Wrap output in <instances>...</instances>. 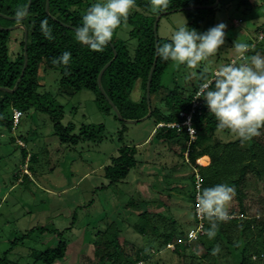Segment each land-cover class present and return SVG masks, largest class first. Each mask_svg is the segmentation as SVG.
<instances>
[{
	"label": "trees",
	"instance_id": "1",
	"mask_svg": "<svg viewBox=\"0 0 264 264\" xmlns=\"http://www.w3.org/2000/svg\"><path fill=\"white\" fill-rule=\"evenodd\" d=\"M223 1L220 0L215 8H196L212 6L216 0H170L166 10L154 12L149 0H135V7L130 11L126 23L122 22L114 31L113 39L103 51L96 52L75 39V30L82 26V16L91 6L90 3L85 8L84 0H49L47 12V0H31L27 18L18 22L15 19L16 11L20 8L26 9L29 0H0V88L14 90L13 92L0 90V130L12 132L20 126L21 123L16 129L13 127V109L20 110L23 116L34 110L49 116L55 134L62 144L75 146L80 142L103 140L105 133L103 124L82 125L78 132H75V125L70 123L65 126L62 123L63 106L51 93L41 90L44 87L38 82L41 67L45 72L52 70L59 74L61 90L66 94H76L82 90L92 92L99 109L107 114H115V118L122 123L126 122L125 120L143 119L150 111L146 88L156 58V45L159 47L163 43L170 42V39L160 38L158 35L156 44L154 32L156 17L163 12L172 13L174 10L191 8L189 10H193L194 13L191 14L192 18L189 21L190 29L198 30L210 16H214ZM248 3L246 1L244 5ZM45 21L47 27L51 29L52 39H48L43 33L42 23ZM159 22L160 20L158 29ZM16 24H23L26 27L27 42L25 43L23 37L20 43L21 51L11 59L8 44L11 30L8 28ZM125 25L130 27V39L136 42L133 49L130 48L128 40L118 35L119 30ZM248 44L251 42L248 41ZM25 46L28 63L23 73ZM65 51L71 53L69 64L67 66L53 64V59L59 58ZM257 51L264 53L263 43L253 48L249 47L246 55L250 59ZM108 63L110 65L101 77V85L106 97L99 87L98 78ZM172 63L173 61H164L157 55L150 84L152 111L150 118L154 119L155 127L160 123H182L180 112L191 111L194 96L201 83L205 78L210 79L213 74L208 72L184 87L174 78L171 88H168L171 83L164 84L163 78ZM139 81L142 83L144 96L141 102L137 103L131 100V95ZM162 89H169V93L164 96L163 108H160L152 104V99ZM110 101L118 109L123 120L118 119ZM217 124L216 117L208 111L203 99L202 105L192 116V126L197 131L194 140L190 139L185 126L180 128L164 126L157 129L152 136L156 143H171L175 140L181 144L185 142L180 149V157L198 169V176L195 173L191 176L192 189L189 192L193 209V227L188 229L182 227L178 231L180 222L168 213L167 204L161 203L166 213L163 211L153 215L145 210L133 219L134 233L143 241V247L138 250L135 258L124 251L123 243L124 240L127 242V239L121 237L122 228L114 221L104 230L98 231L92 242L97 262L159 264L164 259H169L170 262L179 261V264H195L199 260L198 255L190 254L188 250L192 243H196L205 254V258L225 260L233 257L237 264H264V199H261V208L254 215L250 214L245 204L247 177L255 173L258 178L264 179V141H257L255 137L242 141L236 133L228 129H218ZM19 147L22 149L23 164L36 162V153L30 152L26 147ZM139 152V148L135 145H123L118 148L117 154L112 155L111 162L104 167V178L108 184L100 188L107 189L124 182L130 172L138 166ZM205 155L211 158V163L206 167L198 165L197 161L201 165L207 164L208 157ZM30 170L33 171L31 167ZM19 177V173L14 175L16 179ZM197 177L200 182L199 190L221 183L233 187L238 209L227 210L230 219L218 222L214 238L210 239L206 234L211 225L204 217V233L197 240L183 242L188 237L189 231L195 229L199 223L196 211V197L199 191ZM130 205H134L133 200L130 201ZM54 232L58 238L64 235V231L54 230ZM23 236L22 239H26L28 235ZM16 243L15 241L14 244ZM169 244L174 245L173 250L167 248ZM217 245L219 251L214 253L213 249ZM67 249V242L61 239L53 248L34 251V263L55 264L65 258ZM167 252L168 256H166ZM0 264L22 263L17 259H10L5 253L0 256ZM225 264L229 263L225 262Z\"/></svg>",
	"mask_w": 264,
	"mask_h": 264
},
{
	"label": "rangeland",
	"instance_id": "2",
	"mask_svg": "<svg viewBox=\"0 0 264 264\" xmlns=\"http://www.w3.org/2000/svg\"><path fill=\"white\" fill-rule=\"evenodd\" d=\"M84 1L85 8L88 3L105 2ZM246 1L249 3L244 5ZM158 10L153 7L154 12ZM193 13L188 9L162 16L157 34L160 38L171 40L179 28L186 25L190 29L189 21ZM220 23L227 26L224 45L196 68L173 62L163 78L164 84L171 83L168 88H171L174 78L184 87L208 72L214 73L233 59L237 65L244 62L239 59L241 54L233 48L235 41L246 44L250 41V48L264 44V0H224L214 16H210L196 31L203 33ZM129 31L130 27L125 25L118 35L128 40L133 49L136 42L130 39ZM24 35L25 30L20 26L11 30L8 43L11 59L21 51L20 43ZM246 59L250 62L247 55ZM59 78L57 72H45L41 67L38 82L44 85L42 91L51 93L63 106L62 123L65 126L70 123L75 125V132L82 125L103 124L104 137L98 142H80L75 146L62 144L49 116L34 110L24 114L15 131L0 130V256L7 253L10 259H17L22 264H35L34 251L53 248L63 239L68 249L65 258L55 264H101L94 257L92 242L98 231L116 221L122 228L121 237L127 239V242L123 239L124 251L135 258L143 247V241L134 233L133 219L145 210L153 215L163 212L161 203H166L168 213L180 222L178 231L182 227H193L189 192L192 189L191 176L194 173L198 176L199 172L180 157V149L185 142L156 143L152 139L156 128L153 118L122 123L115 118V114H107L99 109L92 92L82 90L76 94H66L61 90ZM168 93L169 89L160 90L153 97L152 104L163 108V98ZM143 96L144 89L139 81L131 100L138 103ZM259 131L260 135L255 139L263 142L264 127ZM123 145L139 148L138 166L124 182L101 189L102 185L108 184L104 178V167ZM19 146L36 153V162L23 164ZM17 173L20 181L14 178ZM24 174L30 176L25 177ZM245 189V204L250 214L254 215L261 208V199H264V179L251 173L245 181ZM131 200L133 206L130 205ZM226 208L238 209L234 196ZM54 230L64 231L62 238H58ZM23 235L28 236L22 239ZM200 249L196 243L189 246L188 253L198 255L199 260L195 264H237L233 257L225 260L205 258ZM159 264H179V261L164 259Z\"/></svg>",
	"mask_w": 264,
	"mask_h": 264
},
{
	"label": "clouds",
	"instance_id": "3",
	"mask_svg": "<svg viewBox=\"0 0 264 264\" xmlns=\"http://www.w3.org/2000/svg\"><path fill=\"white\" fill-rule=\"evenodd\" d=\"M150 4L163 11L169 7L170 0H150ZM134 7L135 0H105L104 3L92 4L82 16V26L75 30V39L93 51H103L113 39L114 31L122 22L126 23ZM25 15L26 9H17L18 22ZM226 27V24L220 23L198 33L185 25L175 31L170 42L157 48V55L164 61L171 60L196 68L224 45ZM42 30L48 39L53 38L46 21L42 23ZM233 48L243 57L249 45L235 41ZM70 59L71 53L65 51L59 58L53 59V64L67 66ZM196 98L206 101L208 111L218 121V129H228L242 141L259 136V130L264 127V55L258 52L250 58V62L245 59L239 65L233 62L220 66L212 79L203 80ZM234 195L235 189L225 183L197 192L196 209L211 225L206 233L210 239L216 235L218 222L230 219L226 205ZM218 251L217 245L213 252Z\"/></svg>",
	"mask_w": 264,
	"mask_h": 264
},
{
	"label": "built area",
	"instance_id": "4",
	"mask_svg": "<svg viewBox=\"0 0 264 264\" xmlns=\"http://www.w3.org/2000/svg\"><path fill=\"white\" fill-rule=\"evenodd\" d=\"M245 54H246V52L243 54V57L240 55L239 59L245 60L246 59V55ZM233 62L236 63L237 61L235 59H233L230 63H233ZM216 71L217 70L214 71L213 76H214ZM213 76L210 79H212ZM196 97H197V93L194 96V99H193V102H192V109H191V111L189 113L180 112V117L183 118V122L182 123H169V124L160 123V124H158L156 126L155 131L157 129L161 128V127H164V126H166L168 128H180L182 126H185L187 128L188 133H189L190 139L194 140L196 135H197V131L192 126V116L197 111V109L202 105L201 101L203 99V98L197 99ZM22 117H23V113L20 110L13 109V127H14V129H16L17 126L19 125L20 120H21ZM199 188H200V182H199V177H197V189L199 190ZM197 216H198V220H199L198 225H196L195 229H192V230L189 231L188 237L183 242H191V241L197 240L198 237L204 233L203 219H204L205 216L199 214L198 212H197ZM167 248L168 249L174 248V245L173 244H169L167 246Z\"/></svg>",
	"mask_w": 264,
	"mask_h": 264
},
{
	"label": "water",
	"instance_id": "5",
	"mask_svg": "<svg viewBox=\"0 0 264 264\" xmlns=\"http://www.w3.org/2000/svg\"><path fill=\"white\" fill-rule=\"evenodd\" d=\"M219 2H220V0H216V3H215L214 5H212V6H197L196 8H215V7L219 4ZM30 4H31V0H29L28 5H27V7H26V15H25L22 19H20V20H25V19L27 18L28 11H29V8H30ZM48 8H49V0H47V3H46V11H47V12H48ZM187 9H188V8H187ZM189 9H191V8H189ZM183 10H186V8H184V9H183V8H182V9H179L178 11H183ZM172 12H176V10H174V11H172ZM168 13H169V12H163V13H161L160 15H158V16L156 17V21H155V23H154V32H155V37H156V44H157V41H158V34H157L158 21L160 20V18H161L162 16L167 15ZM15 19H17V18H15ZM19 26L22 27V28L25 30L24 41H25V43H26V42H27V29H26V27H25L24 25H22V24H18L16 27L8 28V30H12V29L17 28V27H19ZM157 48H158V46L156 45V50H157ZM156 52H157V51H156ZM116 55H117V54L115 53V56H116ZM156 61H157V53H156V58H155V61H154V65H153V67H152V69H151V71H150L149 77H148L147 88H146L147 103H148V107H149L150 111H149V113L147 114V116H145V117H144L143 119H141V120H145V119L151 117V114H152V111H151V100H150V84H151V77H152V74H153V71H154V68H155V65H156ZM27 63H28V59H27L26 46H25V65H24L23 73H24V71H25V68L27 67ZM110 63H111V62H110ZM110 63H108V64L104 67V69L101 71V73H100V75H99V78H98V84H99V87H100L102 93H103L105 96H106V94H105V92H104V90H103V88H102V85H101V77H102V74H103L104 70L110 65ZM23 73H22V75H23ZM19 81H20V80H19ZM16 87H17V86H16ZM0 90H6V91H11V92L14 91V90H8V89H4V88H0ZM106 97H107V96H106ZM110 104L112 105L113 110H114V112L116 113L118 119L123 120V118H122L120 112H119L118 109L114 106V104H112L111 101H110ZM141 120H125V121L128 122V123H136V122H139V121H141Z\"/></svg>",
	"mask_w": 264,
	"mask_h": 264
},
{
	"label": "crops",
	"instance_id": "6",
	"mask_svg": "<svg viewBox=\"0 0 264 264\" xmlns=\"http://www.w3.org/2000/svg\"><path fill=\"white\" fill-rule=\"evenodd\" d=\"M205 156H207V155H205ZM207 157H208V161H207V164L206 165H201L199 162H198V165L203 166V167L208 166L211 163V158L209 156H207ZM28 176H30V175H28ZM18 181H20V180L18 179Z\"/></svg>",
	"mask_w": 264,
	"mask_h": 264
}]
</instances>
